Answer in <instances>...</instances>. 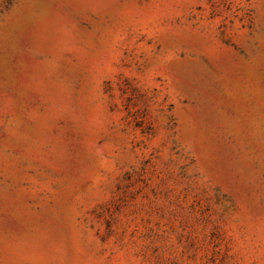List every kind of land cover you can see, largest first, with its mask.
Listing matches in <instances>:
<instances>
[{"label": "rangeland", "instance_id": "374dc122", "mask_svg": "<svg viewBox=\"0 0 264 264\" xmlns=\"http://www.w3.org/2000/svg\"><path fill=\"white\" fill-rule=\"evenodd\" d=\"M0 264H264V0H0Z\"/></svg>", "mask_w": 264, "mask_h": 264}]
</instances>
